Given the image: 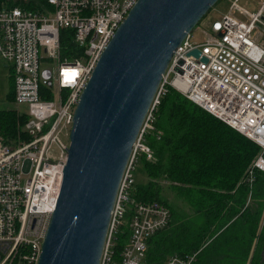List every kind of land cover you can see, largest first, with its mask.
Here are the masks:
<instances>
[{
  "label": "built area",
  "instance_id": "1",
  "mask_svg": "<svg viewBox=\"0 0 264 264\" xmlns=\"http://www.w3.org/2000/svg\"><path fill=\"white\" fill-rule=\"evenodd\" d=\"M39 1L33 9L0 7V60L12 79L13 104L25 107L15 110L24 116L22 138L0 141V264L37 263L75 105L137 0ZM220 1L228 4L226 12L199 23L200 39L188 34L166 67L122 175L99 264H152L145 258L147 241L169 221L163 204L131 198L138 157L151 159L144 137L152 134L153 113L167 88L259 147L246 177L250 186L255 172L264 174V0L252 13L242 0ZM67 45L72 50L64 57ZM194 49L197 58L187 55ZM123 226L126 242L118 250ZM195 256L171 254L160 264H193Z\"/></svg>",
  "mask_w": 264,
  "mask_h": 264
},
{
  "label": "water",
  "instance_id": "2",
  "mask_svg": "<svg viewBox=\"0 0 264 264\" xmlns=\"http://www.w3.org/2000/svg\"><path fill=\"white\" fill-rule=\"evenodd\" d=\"M218 1L137 0L119 24L75 105L36 264H99L118 187L161 78Z\"/></svg>",
  "mask_w": 264,
  "mask_h": 264
},
{
  "label": "trees",
  "instance_id": "3",
  "mask_svg": "<svg viewBox=\"0 0 264 264\" xmlns=\"http://www.w3.org/2000/svg\"><path fill=\"white\" fill-rule=\"evenodd\" d=\"M39 2L0 0V7L33 9ZM71 50L67 45L62 55ZM8 81L6 102L13 101ZM23 122L15 110L0 108V141L22 138ZM152 129L144 137L151 159L138 157L146 182L134 183L131 198L163 204L169 221L148 239L146 260L160 264L168 255L196 252L193 264H264V174L255 172L251 186L246 180L259 147L171 88L159 99ZM165 191L186 210L168 204ZM121 229L118 250L127 237Z\"/></svg>",
  "mask_w": 264,
  "mask_h": 264
},
{
  "label": "rangeland",
  "instance_id": "4",
  "mask_svg": "<svg viewBox=\"0 0 264 264\" xmlns=\"http://www.w3.org/2000/svg\"><path fill=\"white\" fill-rule=\"evenodd\" d=\"M258 4L259 2L257 0H242L239 5L245 8L246 10H248L250 13H252L256 11ZM227 8H228V4L226 2L218 1L213 8H210V11L205 14V17L201 21H199V23L204 24L206 19L215 20L220 16V14L226 12ZM202 28H203L202 25L201 26L197 25L195 28H193V30L191 31V38H190L191 41H198L200 39L199 30ZM8 82L9 81H8L7 65L0 60V108L13 109V110H17L18 112H24L25 107L22 105L20 106L14 105L12 99L10 100V102L5 101V97L9 88ZM134 180L136 183L139 184H144L146 182V178L138 166H136V169L134 171ZM163 196L165 197L166 202L170 204L172 207L175 208L179 206L180 208L186 210L184 205H182L181 202L175 199V197L172 196L169 192L165 191L163 193Z\"/></svg>",
  "mask_w": 264,
  "mask_h": 264
}]
</instances>
